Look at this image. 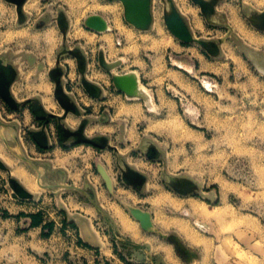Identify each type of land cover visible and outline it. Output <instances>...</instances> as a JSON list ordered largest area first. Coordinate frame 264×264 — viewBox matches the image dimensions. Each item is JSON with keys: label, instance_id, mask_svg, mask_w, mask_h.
<instances>
[{"label": "crops", "instance_id": "obj_1", "mask_svg": "<svg viewBox=\"0 0 264 264\" xmlns=\"http://www.w3.org/2000/svg\"><path fill=\"white\" fill-rule=\"evenodd\" d=\"M236 1L0 0V264L173 260L151 253L119 198L187 196L183 177L194 195L213 197L169 169L168 156L182 146L183 94H199L198 74L230 63L222 38L247 36L244 21L264 32V10ZM9 177L31 197H20Z\"/></svg>", "mask_w": 264, "mask_h": 264}, {"label": "rangeland", "instance_id": "obj_2", "mask_svg": "<svg viewBox=\"0 0 264 264\" xmlns=\"http://www.w3.org/2000/svg\"><path fill=\"white\" fill-rule=\"evenodd\" d=\"M243 1L244 8L264 10V0ZM33 20L34 15L24 31ZM244 23L251 30L248 36L236 32L239 36L222 38V59L230 61L226 69L198 74L199 94H183L182 146L171 148L168 156L175 161L169 169L196 179L213 197L166 191L144 197L125 193L131 199L119 198L137 224V215L146 214L151 227H141L145 241L152 254L170 253L173 260L167 259V264H264V32ZM51 130L59 145L53 124ZM2 152L10 163H17L3 147ZM0 173L6 178L4 171ZM34 191L45 192L37 184Z\"/></svg>", "mask_w": 264, "mask_h": 264}, {"label": "water", "instance_id": "obj_3", "mask_svg": "<svg viewBox=\"0 0 264 264\" xmlns=\"http://www.w3.org/2000/svg\"><path fill=\"white\" fill-rule=\"evenodd\" d=\"M11 1H13V2H15V3H19L21 0H11ZM90 22H92V19H90L89 20V23ZM104 27V23L102 22V21H99L97 24H96V28L97 29H102ZM129 80H131V79H129ZM2 96L5 98V100L11 105V98L7 95V93H2ZM3 127H6V125L4 124V123H2L1 121H0V129H2ZM82 141H84V142H87V143H93L91 140H82ZM40 145L42 146V147H45V145L44 144H41L40 143ZM0 166L2 167V168H6L3 164H2V162L0 161ZM125 168H126V170H124V169H122L123 170V172H125L126 174H127V176H129V177H132V178H134L135 176L133 175V176H130L131 175V173H132V170L131 169H129L128 167H126L125 166ZM7 169V168H6ZM101 173H102V175L104 176V178L108 181V183H109V180H108V178H107V175L105 174V172L102 170L101 171ZM168 179H167V183L168 184H170V185H172L174 188H176V186H174V182L171 180V181H169V179H170V177H167ZM9 183L11 184V187H13V189L15 190V192L20 196V197H22V198H25V197H31V195L30 194H28L27 192H25L21 187H20V185L16 182V180L14 179V178H12V177H9ZM181 182H188L190 185H191V187H189V188H187V192H185V194H189V193H192V194H194V193H196V187H195V185L193 186L192 185V181L190 180V179H187V178H181ZM108 186H109V184H108ZM108 188H110L111 189V187L109 186ZM197 192H198V190H197ZM91 201L93 202V200L91 199ZM95 206L97 207V209L102 213V210L99 208V206H97L96 204H95ZM102 215H104V213H102ZM143 215H145L146 216V214L145 213H139L138 215H137V217H138V219L140 220V225H141V227L142 228H144V229H150V227H151V225H150V223H149V220H148V223H149V225L150 226H148L147 224H145V223H143V221H142V216ZM147 217V216H146ZM147 219H148V217H147Z\"/></svg>", "mask_w": 264, "mask_h": 264}, {"label": "bare ground", "instance_id": "obj_4", "mask_svg": "<svg viewBox=\"0 0 264 264\" xmlns=\"http://www.w3.org/2000/svg\"><path fill=\"white\" fill-rule=\"evenodd\" d=\"M181 3V2H180ZM181 5V4H180ZM187 6V5H186ZM188 7V6H187ZM188 9V8H187ZM190 9V8H189ZM191 10V9H190ZM192 13V12H191ZM192 15V14H191ZM199 23V22H198ZM198 26V25H197ZM238 27V26H237ZM238 30H239V28H238ZM241 30V29H240ZM243 32H245V31H243ZM242 32V33H243ZM244 35H245V33H243ZM248 36V35H247ZM253 41V40H252ZM253 43V42H252ZM47 100V99H46ZM47 102V101H46ZM48 106V105H47ZM160 202V201H159ZM170 202V201H169ZM174 203V202H173ZM142 221H143V223H145V224H147L148 225V220H147V217H145V216H143L142 217ZM126 224V223H125ZM127 230V229H126Z\"/></svg>", "mask_w": 264, "mask_h": 264}]
</instances>
